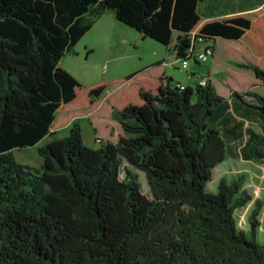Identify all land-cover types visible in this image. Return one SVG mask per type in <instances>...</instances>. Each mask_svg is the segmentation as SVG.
Segmentation results:
<instances>
[{"label":"trees","instance_id":"1","mask_svg":"<svg viewBox=\"0 0 264 264\" xmlns=\"http://www.w3.org/2000/svg\"><path fill=\"white\" fill-rule=\"evenodd\" d=\"M203 1L0 0V264H264L257 241L264 198L246 188L248 175L222 177L216 193L206 190L215 168L235 155L229 144L245 134L244 157L264 163V95L226 98L208 77L189 87L163 74L146 86L135 80L139 73L126 78L124 98L100 103L105 86H96L87 109H77L82 86L61 67L106 13L168 48L177 33L179 61L219 38L264 57V6L204 20ZM239 67L264 82L260 67ZM104 104H113L117 140L95 125ZM85 115L98 148L85 144ZM238 117L263 133L243 132ZM69 121V135L58 137ZM45 139L40 166L16 160L15 150ZM250 205L249 228L240 229L237 211Z\"/></svg>","mask_w":264,"mask_h":264},{"label":"rangeland","instance_id":"2","mask_svg":"<svg viewBox=\"0 0 264 264\" xmlns=\"http://www.w3.org/2000/svg\"><path fill=\"white\" fill-rule=\"evenodd\" d=\"M176 35L177 33L174 34L169 48L151 39L141 41L142 38L136 30L119 22L113 15L109 13L104 14L94 27L79 41L74 49L76 54L67 55L61 62V67H64L66 70L68 69L67 71L82 86L78 92L77 103L72 108L87 109L85 100L89 89L104 85L105 89L101 95V99L104 97L109 99L113 94L121 91L120 89L128 76L139 73L149 74L154 70V66L160 64L163 67L167 66V76L172 74L175 79H185L190 76L194 79L195 86L198 78L207 77V74L214 72L217 64L226 63L229 59L235 60L238 57L243 59L242 53L244 51L238 45L220 38L217 41V45L216 42L196 45L197 52H203L207 45L213 46L216 52V61H214L213 57L200 62L199 65L192 61L188 69H183L181 62L178 60L176 62L171 55H174L172 48L176 43ZM89 50H92V53L88 55ZM158 58L165 59L168 63H158ZM231 64L230 67L232 69L242 72L246 79L247 77L250 78L244 80L243 83V77L235 76L233 80L237 89L241 90L240 92L251 91L264 95V82L253 80L251 75L254 72L252 70L246 71L249 69L239 67V65H244L245 62L233 61ZM251 64L264 70V60L259 59V61ZM194 71L199 74L198 78L192 75ZM231 77L232 73L230 71L222 72L220 77H218L221 84L229 92L233 91L234 88L233 86L227 85L225 80L227 81ZM218 93L222 95L221 90L220 92L218 90ZM133 94H131V99L133 98L132 102L138 103L137 97ZM104 105L100 112L97 111L96 114H93L95 125L102 130L101 135L105 134L111 140H117L120 128L116 124H112L110 120L113 104H108L107 108L106 104ZM103 113H105V116H103ZM237 121L243 122L242 130L245 133L250 128L254 129L257 133H263L261 126L255 121L248 122L241 117H238ZM79 123L83 129L85 144L89 147L98 148L99 144L95 140L96 137L89 123V119L82 117ZM68 135V128L62 129L57 134L58 137H66ZM247 140L248 134H245L239 141L229 144L233 148L235 155L229 157L224 163L215 168L213 178L206 186L208 192H217L218 182L222 177L231 180L239 173H246L248 175L246 188L255 198H264V163L248 160L244 157V146ZM46 142L47 139L43 140L38 146L15 150L14 155L16 160L22 164L35 167L40 166L42 161L38 149L45 145ZM139 175L143 184V192L149 194L150 189L144 175L141 173ZM123 176L124 171L122 172ZM251 209L252 206L250 205L246 209L237 211L236 218L240 229L248 230V216ZM261 222L262 225L257 235V241L260 244H264V208L261 215Z\"/></svg>","mask_w":264,"mask_h":264},{"label":"crops","instance_id":"3","mask_svg":"<svg viewBox=\"0 0 264 264\" xmlns=\"http://www.w3.org/2000/svg\"><path fill=\"white\" fill-rule=\"evenodd\" d=\"M263 6H264V0H204L203 2L200 3L199 8H198V12L204 20H211V19H215V18H219V17H228V16H233V15H239V14L254 12V11L261 9ZM143 40L144 39H142L141 41H143ZM219 40H220V38L216 40V45H217V41H219ZM223 40H225V39H223ZM226 41H229L230 43H234V44L238 45L239 48L244 51L242 53L243 59L238 57V59H235V60L229 59L228 61H226V63L217 64V67L215 68L214 72H210L209 74H207L208 75L207 77L214 84L217 91L219 90V92H220V90H221L222 95L226 98H229L232 91L229 92V90L226 89L218 79V77H220L222 72L225 73L226 71H230L232 73V77L229 78L227 81L225 80V83H227V85H230L231 87L233 86V88H234L233 91L240 92L241 90L237 89V87L235 86V82L233 80L235 78V76L243 77V83H244V80H247L250 78L247 77V79H246L245 75H243L242 72L235 71L234 69H232L230 67L232 65L231 63L233 61H235V62L236 61H243V62H245V64H251V63H254L256 61H259V59L264 60V57L263 56L262 57L254 56L248 50V48L240 41H232V40H226ZM166 48H168V47H166ZM171 55L174 58V60H176V62H177V58H176L175 53H174V55L173 54H171ZM215 55H216V52H215V48H214V55H213L214 61H216ZM158 60H159L158 63H161V62H163V64L168 63L165 61V59L158 58ZM195 64L199 65L200 63L195 62ZM166 67H163V65H161V64L154 66V70L152 72H150L149 74L148 73H140L139 76H137L135 78V80L139 81L143 84L146 83V86H147V84H149L151 86H155L158 82L159 77H161L163 74L167 76L168 69H166ZM246 71H250V70H246ZM192 73H193L192 75L195 77H198V75H199L195 71ZM251 76H252L253 80H257V82L260 81L256 77L255 73H252ZM168 77L172 78V80L175 84L180 83L183 86H189V87H194V84H195L194 79L190 76H188L185 79H175L174 76L172 74H170V75H168ZM207 77H205V78H207ZM129 85H130V81L125 82L122 85L121 93L117 92V93L113 94L112 97L115 98L114 101H116L117 99L124 98L128 94V92L131 91L129 89ZM105 99H107V98L104 97V98L100 99L99 102L100 103L102 101L104 102ZM95 106L97 107L96 104H95ZM95 106H93V107H95ZM99 106H101V104ZM84 117H87V115H85ZM73 119L74 118H72L71 121ZM87 119H88V117H87ZM71 121L67 122V124H65L64 126L57 128V130H62V129L67 128Z\"/></svg>","mask_w":264,"mask_h":264},{"label":"built area","instance_id":"4","mask_svg":"<svg viewBox=\"0 0 264 264\" xmlns=\"http://www.w3.org/2000/svg\"><path fill=\"white\" fill-rule=\"evenodd\" d=\"M213 55H214V49L212 48L211 45H207L203 52H197L196 46H193L192 49H190L189 51V55L187 59L181 61L178 60V61L181 62L183 69H188L192 61L200 63L210 57H213ZM199 84L201 86H206L207 80L205 78H202L199 80ZM181 87L184 88L183 86Z\"/></svg>","mask_w":264,"mask_h":264}]
</instances>
